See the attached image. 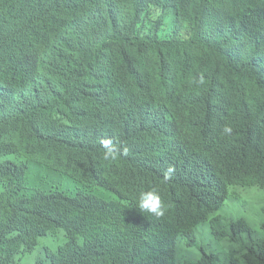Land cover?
<instances>
[{
    "label": "trees",
    "instance_id": "1",
    "mask_svg": "<svg viewBox=\"0 0 264 264\" xmlns=\"http://www.w3.org/2000/svg\"><path fill=\"white\" fill-rule=\"evenodd\" d=\"M250 188L264 0H0V264L60 231L36 264H177L203 222L229 249L183 264H264V222L221 214ZM149 190L162 217L138 208Z\"/></svg>",
    "mask_w": 264,
    "mask_h": 264
},
{
    "label": "rangeland",
    "instance_id": "2",
    "mask_svg": "<svg viewBox=\"0 0 264 264\" xmlns=\"http://www.w3.org/2000/svg\"><path fill=\"white\" fill-rule=\"evenodd\" d=\"M221 211L225 217L246 220L252 229L260 232L264 222V190L258 188L231 190ZM65 242L66 235L63 231L56 236L42 238L38 247L26 253L18 260V264H36L40 259L47 262V253L56 252ZM228 249L229 245L225 241H218L214 237L210 222H203L198 225L192 242L186 237L177 240L176 261L177 264L190 262L202 256L204 252L223 255Z\"/></svg>",
    "mask_w": 264,
    "mask_h": 264
},
{
    "label": "clouds",
    "instance_id": "3",
    "mask_svg": "<svg viewBox=\"0 0 264 264\" xmlns=\"http://www.w3.org/2000/svg\"><path fill=\"white\" fill-rule=\"evenodd\" d=\"M231 131L232 130L230 127H225L223 129V133L227 135H230ZM103 146L105 148L103 158L105 160L114 159L118 153L116 149L111 147V141L110 140L103 141ZM125 154H126V150H125ZM138 208L141 212H147L156 217H162L164 215V207L162 205L160 196L154 190H149V191L140 193L139 201H138Z\"/></svg>",
    "mask_w": 264,
    "mask_h": 264
}]
</instances>
